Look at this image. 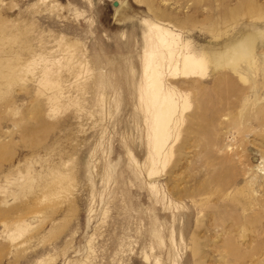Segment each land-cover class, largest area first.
Returning a JSON list of instances; mask_svg holds the SVG:
<instances>
[{
	"label": "rangeland",
	"instance_id": "1",
	"mask_svg": "<svg viewBox=\"0 0 264 264\" xmlns=\"http://www.w3.org/2000/svg\"><path fill=\"white\" fill-rule=\"evenodd\" d=\"M148 19L197 51L252 40L164 76L161 157ZM0 264H264V0H0Z\"/></svg>",
	"mask_w": 264,
	"mask_h": 264
},
{
	"label": "bare ground",
	"instance_id": "2",
	"mask_svg": "<svg viewBox=\"0 0 264 264\" xmlns=\"http://www.w3.org/2000/svg\"><path fill=\"white\" fill-rule=\"evenodd\" d=\"M147 26L150 29V38L146 41L147 52L141 55L140 108L149 111L151 116V121H146L149 126L147 136L150 140V152L153 151L154 155L161 157L170 134V121L176 111H180L174 97L176 90L170 84L164 85V76L197 75L206 70L207 64L216 69L225 62L241 57L242 51L247 54L251 49L252 40L247 36L240 42L232 43L228 46L230 54L227 47L223 50L197 51L188 41L179 38L178 33L172 31L169 26L150 19L147 20ZM164 66H167V71L163 70ZM182 103L184 108L186 100ZM179 118L180 115L176 116L175 120ZM154 172V169H150L149 177H152Z\"/></svg>",
	"mask_w": 264,
	"mask_h": 264
}]
</instances>
